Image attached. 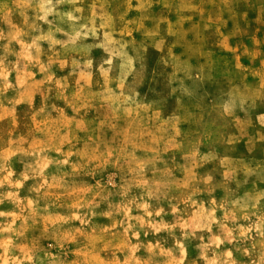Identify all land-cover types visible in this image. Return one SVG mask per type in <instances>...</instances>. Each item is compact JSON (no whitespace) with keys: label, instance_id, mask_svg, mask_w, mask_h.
I'll use <instances>...</instances> for the list:
<instances>
[{"label":"clouds","instance_id":"1","mask_svg":"<svg viewBox=\"0 0 264 264\" xmlns=\"http://www.w3.org/2000/svg\"><path fill=\"white\" fill-rule=\"evenodd\" d=\"M0 264H264V0H0Z\"/></svg>","mask_w":264,"mask_h":264}]
</instances>
